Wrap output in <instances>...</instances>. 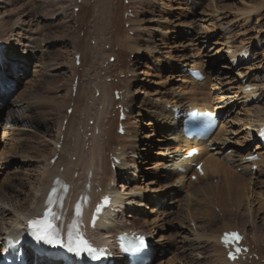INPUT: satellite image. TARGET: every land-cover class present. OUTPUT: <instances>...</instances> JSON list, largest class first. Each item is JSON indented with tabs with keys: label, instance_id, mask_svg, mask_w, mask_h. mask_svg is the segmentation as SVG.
Wrapping results in <instances>:
<instances>
[{
	"label": "rangeland",
	"instance_id": "obj_1",
	"mask_svg": "<svg viewBox=\"0 0 264 264\" xmlns=\"http://www.w3.org/2000/svg\"><path fill=\"white\" fill-rule=\"evenodd\" d=\"M75 1L77 0H13V4L8 5L6 9H1L3 7L0 8V22H9L10 27L8 29V27L2 26L0 29L3 30V32H10L14 36L19 33L21 35L22 33L21 26L17 23L19 14L29 10L35 18L39 17L34 25L33 18L30 17L28 13L23 14L24 17H28L32 20L31 22H33L32 29L35 31L34 34L38 36V38H36L37 42H35L36 48L33 46L34 44H31L29 50H27L26 48H23L24 43L22 45L18 44V47L15 43L16 46H14V48H18V50L15 48V51L26 53L28 57L23 58V60L19 59V55L16 58L13 57L15 65H18V76L15 83L12 84L13 88L9 91L11 93L8 94L5 99L6 103H3L2 109H0V163H2V165H0V226L3 227L11 225L14 218L13 214H16L12 208L14 202L20 200L16 199L17 195L20 194L22 197H26L30 192L35 193L34 182L37 180L36 177L38 178L37 175L39 174V164L38 161H36L39 159L37 158V152L40 146L38 143L40 136L44 135L43 127H41L38 120H35L33 123L31 122L32 127L28 126L29 128H27V130L25 129L24 123L19 126L11 124L13 129L17 127V131H24L23 133L17 132L14 135L10 134V131H8L9 129L5 124L10 115V117L13 118L12 120H19V114L16 110L18 103H16V101L21 100L28 102L34 109L26 111L33 112V116L38 119L43 120L48 114H50L49 110L53 107L55 97L70 92V82L73 76L71 69L75 62L74 55L79 53L82 49V41H79L75 48H73L75 42L74 46H72L71 43L68 44L66 42L77 36L80 40L84 37L88 38L90 42H93L95 39V34L93 33L96 31V28L92 25L94 19H88H91L92 21L90 25H84V22L82 21V18H86L90 15V8L87 6H89L90 3L95 2V4L97 3L95 5L96 13H99L103 7L106 8L107 11L106 19L111 21L112 18L108 6H101L99 4L100 0H87L88 2L83 6V9L81 7L82 1L78 0L79 4L76 3V6H74ZM134 1L135 0H115L114 6L117 13L116 18L119 23V25L116 26L121 29L122 32H120V34H124L125 36L127 34L133 35L135 29L130 30L131 24L125 21L130 15L134 17L133 13L138 9L139 16L143 20V26L146 28L139 29L140 25H135V21L138 20V17H136V19H130L129 21L133 22L132 25L135 26V28L138 26L136 28L137 32L139 31L143 33V35L137 38L128 36L126 42L121 41L122 44L119 46L115 42H107L105 40L102 42L101 38L104 35L100 34V32L97 33V39L99 42H102L101 47H105L107 53H102V56H99L98 60H96L93 66H91V60L90 62L87 61L89 59L90 47L86 44V46H84V58L87 64L81 66L80 64L75 63L77 67L81 68L80 74H84V76L89 74L88 77L93 76L97 81L102 80L114 83L119 82V78L129 84L132 83L131 78L137 79L135 80V84L132 83V92L135 93L137 97L133 104L134 109L132 110V115H129L130 117L128 116L129 119H127L126 124L129 125V128L133 133H136L137 128L145 126L142 128L140 134V136L142 135V137H144L149 133L147 132V127L151 128L146 124L150 123L152 119L149 115L147 116V114L144 116L137 115L143 105L142 97L149 96L152 98L157 97L158 95L162 97L166 90L175 89L176 87L177 89L181 88L184 83L181 81L182 78L179 73L187 72L190 66H184V62L176 60L178 58L182 60L184 57H190L188 54H193L194 56L197 55V57L201 56V58L207 62V68L211 70L212 75L215 76L216 83L220 79V81L224 83V86H230L233 90L232 94L231 92H226L225 96L227 95L230 97L223 101L225 112H229V110L232 111L231 120L233 119V122L236 124H233L232 128H234V131L230 134L232 139L226 142V145L228 146L226 152L236 154L238 150L243 147L245 148L244 145L251 137L245 139L246 132L242 131V133H239V130L245 128V126H243V120L248 118V116L251 118L255 117V115L261 116L264 114V8H258L264 0H187L185 3L183 2L184 4H181L182 1L180 0H144L142 1L144 6L141 5V7H138L140 3L134 6ZM102 2L104 1L102 0ZM83 11H86L84 15H82ZM147 18H151L154 21ZM10 23H12V25H10ZM18 30H20L19 33ZM163 33L165 35H163ZM20 35L13 40L9 38L12 46L13 41L20 43ZM193 36H196V39L193 38ZM128 38H133L134 42L132 44L127 43ZM43 39L50 40L51 43L46 46H41ZM199 39L201 40L197 43L196 41ZM148 44H150L151 48ZM231 45H235V47L232 48ZM242 45L247 47L244 48V52L240 51L241 53H237L238 55L233 54L234 50H238V47ZM20 46H22V49H19ZM33 47L35 49H31ZM99 49L101 50V48ZM111 52H114V54H111ZM169 55L176 58H173L172 61L175 67L180 68V72L176 69V73H170L171 68L168 65H165L169 60ZM10 58L7 57V63ZM112 61H117L113 62L116 63L117 66L108 68L109 63ZM154 61H157V63H154ZM120 69L122 71H120V74L118 75ZM69 70H71V74ZM65 71L67 73H65ZM62 72L63 74L60 75ZM148 73L150 74L148 75ZM108 74L111 76H106ZM242 75H244V77L249 76L250 82L257 85L256 88H253L255 94L260 93L261 95H255L253 100H249L248 103L246 102L247 98L242 96L243 94L241 96L234 94V92L238 93V78ZM143 78H146L147 82L142 81L143 83H140V80ZM76 80L77 76L74 78V82H76ZM140 85L141 87L147 86L146 88L140 89L142 92L145 91L146 94H137V92L140 91ZM218 85L222 86V84ZM214 86L215 85L212 86L213 89H215ZM248 91H251V89ZM74 94L75 91L73 92V95ZM99 94L100 91H97L95 96L98 97ZM217 94H219V92L216 93V97ZM189 95L190 94H185V106L191 102ZM197 97L194 95V98L201 101L202 96L197 95ZM93 100L96 102L95 99ZM89 101H91V99ZM84 102H86V100ZM98 105H95L96 109H93L91 115L87 118L85 115L83 116L82 111L79 110L76 112L77 116L78 114H82L92 126L88 129V134L91 132L95 124L94 121L97 117V111H100V105ZM117 108V105L111 106L112 110H117ZM73 111L74 109L72 112ZM109 116H111L113 121V130L112 134L108 135L104 133L106 127L103 126V144L109 155L111 154L113 157H118L116 151L120 140L124 139L125 136H128L129 132L125 131L124 134L119 133L118 127L116 128L117 113L115 111H112ZM83 117L81 118L83 119ZM73 119H75L74 122H76L77 117L75 116ZM137 120H141V122L144 123H141V125ZM64 124H66V120L64 121ZM150 130L152 129H149L148 131ZM95 132H98V129H96ZM217 132L218 131H216V133ZM216 133L212 134V136ZM170 137L171 135L167 136L165 134H159L156 137L153 135V137L149 139H144V144L155 138H160L157 141L152 142L153 146L150 147L152 150L149 152L148 164L152 166L156 164L152 177H154L156 173L164 174L165 176L161 178V182L163 184L171 185L170 195L164 197V200L160 205H166L168 203L165 209L168 206L172 208L176 206V210H174V213L171 214V216L162 217L157 223L156 220L152 219L153 215L147 211L148 209L146 206H150V202H148L149 195H147L142 202L125 203L123 209H121L124 213V218L132 219L133 215L139 214L138 216L141 217L140 214H144L146 219H148L150 226H156L157 224L159 226H157L158 228L154 227V232L156 231L155 233H158L155 235V239L163 236L166 240L168 239L167 242L176 247L178 245L181 247L183 246L182 249H179V251H182L183 253L186 249H189L188 244L191 245V241H194V235L186 229L180 230L179 226H177L180 221H184L185 225L189 226L193 231H195L196 226H199L200 224L202 230H207L211 233L224 226L226 227L227 225L238 224L241 226V224L244 223L248 226V238L250 240L253 238L252 231L254 233L257 232L256 237L259 236V239H264V177L260 179H251L253 176L245 173V169L242 170V166L234 167L233 173L237 177L241 175V177H238V182L243 183L239 187L238 193L227 196L226 199H224L225 203L222 197L209 203V196H207V193H204L205 195H202V202L206 203L205 207L209 208L210 212H208V214L205 213L202 216L197 207L190 210L183 205L187 191L191 188L189 186V180H191V175L194 173V164L192 163V171L185 178L184 188L178 185L177 182L173 183V180L177 178V176H174V174H176L174 171H177V167L169 164L159 166L160 162H164V158L161 155L162 152L167 149L168 145L171 143L172 146H176L174 139H169ZM86 138L87 137L84 138L85 140H83L82 144H84L85 148H88L89 141ZM116 141L118 143H116ZM258 141V137L254 135V140L249 142L251 148L254 144H257ZM140 144L141 143H138V146L143 148V143L142 145ZM184 152L187 153V150ZM130 156L135 159H140L138 161L146 159V157L144 158L141 154L135 155L131 152ZM221 157L223 158V154ZM146 166L147 165L142 167L141 164H138L136 167L130 166L129 168L127 167L119 170L116 173L118 177H116L115 183L118 189L128 195L135 189L139 190V187L145 188V182L149 181L151 176L148 175L150 170L145 169ZM80 167L81 166L78 165L76 167L77 170ZM253 168L255 172L258 170L255 166H253ZM179 170L183 171L180 167ZM166 172H170L173 177L167 178ZM74 176H77V172L74 173ZM214 179L215 184H221L224 186V181L222 180L224 179V176H218ZM251 180H253L254 183H251ZM161 182L160 184H162ZM96 190H101V187L96 188ZM11 194L16 195L12 197ZM7 196H9L8 198H12H10L11 201L5 203L2 201V198ZM14 199L16 200L14 201ZM200 199L201 198H199V200ZM18 202L20 201H16L15 203L19 204ZM239 202L241 203L240 207L238 206ZM157 206L159 205H155L156 208ZM217 207L220 209L226 208L228 212L233 213V217L234 215H236V217L226 221L221 211L216 209ZM244 212H246V215ZM195 214H197L199 218L198 220L195 219V221H192V216ZM245 218H247V220ZM250 218L253 219L251 220ZM241 221L243 222L241 223ZM13 223L16 222L14 221ZM256 227H258V229ZM17 228H20L19 225H17ZM188 238L190 240L186 241ZM167 242L165 244L166 247H160V245L156 243L153 253L155 264H177L179 262L190 261L191 256L188 254L189 257H186L185 259L177 258L176 255L170 254L168 248L169 243ZM254 245L256 251L259 254L262 253V255H264V244L261 240H258ZM212 247V243H210L207 248L213 252L214 248ZM190 248L194 247L190 246ZM189 252L192 253V257L195 260L200 261V263L211 264L208 260H205V258L203 259V254H200L201 256L199 257L198 249H193ZM259 261V259H254L248 263L259 264Z\"/></svg>",
	"mask_w": 264,
	"mask_h": 264
},
{
	"label": "bare ground",
	"instance_id": "obj_2",
	"mask_svg": "<svg viewBox=\"0 0 264 264\" xmlns=\"http://www.w3.org/2000/svg\"><path fill=\"white\" fill-rule=\"evenodd\" d=\"M103 1L104 2L100 0L99 4L101 6L102 5L108 6V9L110 10V14L112 15L111 21H108L106 19L107 17L106 8L102 7V10L99 13H96L95 5L97 3L95 4V2L90 3L89 6H87L88 8H90V15L88 17L82 18V15H84L86 11H83L81 15L84 25H90V23L92 22L91 19L92 18L94 19L93 24H92L96 28V31L93 33L95 34L94 41L90 42L88 38H85V37L80 40L78 39V36H77L69 40L68 42H66L68 44L71 43L72 46H74V42H75V46L73 47L75 48L77 43L79 41H82V49L79 53H77L79 54V59L81 60V66H85L87 64L84 58V54H85L84 46H86V44L90 47L89 59L87 61L90 62L91 60L92 62L91 66H93L94 62L98 60L99 56H102V53H107V49L105 47H101L102 46L101 43L104 40L107 42H115L116 44L121 46L122 44L121 41L126 42V38L128 36L137 38L143 35V33L139 31L137 32L136 30V28L139 25H140L139 29L146 28L143 26V20L139 16L138 9H136V12L134 13L132 12L134 17L130 15L127 17L125 21L131 24L130 30L135 29V33L133 35L127 34L126 36L124 34L123 35L120 34V32L122 31L119 27L116 26V25H119V23L116 18L117 13L115 11V6H114L115 0H103ZM142 1L144 0H135L134 6H136L138 3H140L138 7H141V5L144 6L143 5L144 3L142 4ZM180 1H182L181 4H184L185 1L187 0H180ZM0 2L5 4L4 5L0 3V8L3 7L1 9H6L8 5L13 4V0H1ZM87 2H88L87 0H82V4H81L82 9H83V6L87 4ZM76 3L79 4L78 1H75L74 6H76L75 5ZM258 8H264L263 1ZM25 13H28V15L33 18L34 25L36 24L37 19H39V17L35 18L30 13L29 10L22 12V14H19L17 23L19 26H21L20 27L22 29L21 35L19 33L20 30H18L19 34L14 36L12 33L7 32V31L3 32V30L0 29V39L8 43V46L6 48V53H8L7 56L16 58L19 55L20 56L19 59H22V60L23 58L25 57L27 58L28 56L26 55V53L15 51L16 47L14 48V46L17 45L18 47L19 45H22L24 43L23 48H26L27 50H29L31 44L32 45L34 44L33 46L36 48L35 42H37L36 38H38V36L34 34L35 33L34 29H32V25H33V22H31L32 20H30L28 17H24L23 14ZM136 17H138L137 18L138 20L135 21V25H138V26L135 28V26L132 25L133 22H130L129 20L136 19ZM89 18L91 19L88 20ZM147 19H151V18H147ZM151 20L154 21L153 19ZM182 21H183V18H182ZM0 24H2L0 25V27L6 26L8 27V29L10 28L9 22L1 21ZM10 25H12V23H10ZM99 32L100 34L104 35V36L101 35L102 42H99L97 39L98 37L96 36L97 33ZM88 33H91V32H88ZM19 35L21 37V39L19 38L21 44L19 42L13 41V46H12L9 38L13 40L17 38ZM163 35L165 34L163 33ZM193 38L196 39V36H193ZM127 40H128L127 43H130V44L134 42L133 38H130V39L128 38ZM200 40L201 39H199L196 42L199 43ZM50 43H51L50 40L43 39L41 46H46ZM148 45L150 46V44ZM231 46L232 48L235 47V45H231ZM34 47L31 49H35ZM99 48H101V50ZM244 48H247V47H245L244 45L239 46L238 50H234L233 54L236 55L237 53L238 54L241 53L240 51H243ZM19 49H22V46H20ZM16 50H18V48H16ZM111 54H114V52H111ZM188 56L190 57H184V59L182 60L178 58L176 61L179 60V62H184L183 64L184 66L188 65L192 69L202 70V72L206 76V79L203 81H200L196 78L191 77L188 74V72H182V73H179V75L182 78L181 81L184 83L181 86V88L177 89L176 87L175 89H170L168 91L166 90V92L163 93L162 97H160V95H158L157 97H152V98L149 96H145L144 98L142 97L143 105L142 106L140 105L141 108H140V111L137 113V115L144 116L147 114V116L149 115L152 119L150 123L146 124L151 127V128L147 127V129L148 130L152 129V130L150 131L147 130V132L149 133H147L144 137H142V135L140 136V134H141L142 128L145 126H142L141 128H137L136 133L135 132L133 133V131L130 130L129 125L126 124L127 119H129L128 116L132 115V112H133L132 110L134 109L133 104L137 97V95L132 92L133 84H135V80L137 79H133L130 77L133 84L126 83L124 80L120 78H119V82L114 83V82H106L102 80L97 81L93 76L88 77L89 74L87 76H84V74L81 75L80 74L81 68L75 65V62L77 60V56L75 55H74L75 57L74 66L71 69L73 76L71 75L72 79L70 82V92L66 93L65 95L61 94L55 97V100L53 102V107L51 108V110H49L50 114H48L43 120L38 119L33 116V112H30V111L33 110L34 108H32V106H30L28 102L17 100L16 103H18V106L16 110L19 114L18 116L19 120L18 119L12 120L13 118H11L10 117L11 115H10L5 124L7 125V128L9 129L8 131H10V134L14 135L17 132L23 133L24 131V130L17 131L16 130L17 127L13 129L12 125L19 126L20 124L24 123L25 129L27 130V128L32 127L31 122L33 123L35 120H38L41 127H43L44 135L40 136L39 143H38L40 144L39 150L37 152L38 154L37 158L39 159L36 161H38V164H39L38 166L39 174L37 175L38 178L36 177L37 180L34 182L35 193L30 192L29 194H27L26 197H22V195L19 194L17 195L16 199H20V200L14 199V201L16 200L20 202H18L19 204L15 203L16 201L14 202L12 210H14L15 212L14 211L13 212L16 214L15 215L13 214L14 218L11 222V225L7 227L0 226V243L1 242L5 243V239L7 238L17 236L20 232V228L24 226V219L28 218L29 216L33 214L41 212L49 203L54 204L57 214H59L60 216L59 222L62 228L68 225V223L72 219L77 218L75 214V208H76V205L78 204L81 206H84L82 217L86 221V224H87L89 223L92 209L94 208L95 204L100 200V198L104 194L108 193L112 196V199H113L111 207L106 209L103 212V214L100 216V219L97 221L95 228L89 229L90 235L96 242H102L104 240L109 242L110 237L116 235L119 232L129 231V230H138L139 232H144L148 234L149 237L152 239V241H155V243H158L160 247H166L165 244L168 239L166 240V238L163 236H160L159 238L155 239V235L158 233H155L156 231L154 232V227L158 228L159 227L158 224L156 226L154 225L150 226L148 219H146V216L144 214H140L141 217H139L138 216L139 214H137V215H133L132 219H125L124 213L123 211H121L125 203L142 202L143 199L147 195H149L148 202H150V206L149 205L146 206V208L148 209L147 211H149L150 214L153 215L152 219L156 220L157 223L160 219H162V217L171 216V214H173L174 210H176L177 208L176 206H174L173 207L174 209H173L172 207L168 206L166 210L165 207L166 205H168V203L166 205L165 204L160 205L161 201L164 200V197L166 196L168 197L170 195L171 185L163 184L161 182L162 181L161 178L165 176L164 174L156 173L155 176L152 177L155 171L154 169H155L156 164L154 166L148 164L149 163L148 162L149 152L150 150H152V148L150 149V147L153 146L152 142H155L160 138L158 139L155 138L152 141L150 140L146 142L145 144H144V139H147V138L149 139L153 137V135H155V137L159 134H165L167 136L171 135L169 139H174L176 143V146H172L171 145L172 143H171L170 145H168L167 149H165L162 152L161 155L164 158L163 159L164 162L159 163V166L160 165L164 166L166 164H169V165H174L175 167L181 166L182 168L185 169L184 172H180L178 170L174 171V173H176L174 174V176H177V178L173 180V183L177 182L178 185L184 188L185 178L188 176L189 172L192 170L191 162H197V163L203 162V168L205 170V173L204 175H201V174H198L196 170H194V172L197 175V180L195 181L189 180V186L191 188L187 191V195L183 203V205H185L190 210L192 208L197 207L200 213L202 214V216L205 213L208 214V212H210V209L205 207L206 203L202 202V195H205L204 193H207V196H209V203L216 201L218 200V198H221V197L223 198V201H224V199H226L227 196L238 193V189L243 183L238 182V177H241V175L237 177L233 173L234 167L236 168L238 166H242L243 167L242 170L245 169V173L253 176L251 177V179L252 178L260 179L264 177V146H262V144L260 143H257L253 145L252 147L253 149H252L251 144H249L251 140L252 141L254 140V135H256L257 129L264 128V114L261 116L255 115V117H251V118H249L248 116V118L243 120V126H245V128L239 130V133H242V131H245L246 132L245 139H247L248 137L249 138L251 137V138L250 140L249 139L247 140V143L244 145L245 148L244 147L241 148L240 150L237 151L236 154L227 153L226 151H227L228 146L226 145V142L232 139V137H230V134H232L234 131V128H232L233 124L234 125L236 124L233 122V119L231 120L232 111L229 110V112H225V109L223 108L224 107L223 101L226 98L230 97L227 95L225 96L226 92L227 93L231 92L232 94L233 90L232 88H230V86L229 87L224 86L223 85L224 83L221 82L220 79L216 83L215 76L212 75L211 70L207 68V62L203 58H201V56L197 57V55L194 56L193 54H188ZM173 58L175 57L169 55L168 56L169 60L168 62L165 63V65H168L171 68L170 73L174 74L176 73V69L179 72L181 70L180 68L174 66L173 61H172ZM5 62L6 61L4 60V65L7 66L6 67L7 72L5 73L4 71L3 75H1L0 77L1 79L0 80V94L4 90L3 83L11 82V84H14L18 76L17 75L18 65L9 66V65H6ZM113 62H117V61L110 62L108 68H113L117 66L116 63H113ZM155 62L157 63V61H154V63ZM132 67H127V68H132ZM71 70H69L70 74H71ZM66 71L65 73L68 72ZM120 71L122 70L121 69L119 70L118 75L120 74ZM62 74L63 72L60 75ZM149 74L150 73H148V75ZM76 76L78 80H77V83L75 84L74 78ZM106 76H111V75L108 74ZM243 77L244 75L238 78V93L234 92V94H237L238 96L239 95L241 96L243 94L242 96H244V98H247L246 102L248 103V101L249 100L252 101L253 97H255V95H257L258 93L255 94L254 89L253 91H247L246 87L247 86L257 87V85L250 82L249 76L244 77V78ZM142 81L147 82L146 78H143L142 80H140V83ZM218 84H222V86ZM74 85H75V89H74ZM213 85H215L214 86L215 89L212 88ZM139 87H140L139 90L146 88L144 86L141 87V85ZM74 90H75V94L73 95ZM115 90H117L120 93V98L117 100L115 99V94H114ZM97 91H100V94L98 97L95 96V93ZM218 92L219 94H217V97H216V93ZM8 93L10 94L11 92H8ZM142 93H145V91L142 92V90H140L137 92V94H142ZM185 94H190L189 95L190 98L189 97L188 98L191 99L190 100L191 102L187 106H185L184 104ZM194 95H196V97L197 95H201L202 96L201 101L199 99L194 98ZM258 95L261 96L260 93ZM90 99L91 101H89ZM93 99H95L96 102H94ZM85 100L86 102H84ZM96 104L100 105V111L99 110L97 111V117L94 121L95 124L91 132L88 134V129L91 128L92 126L88 123L89 121L86 118L89 115H91V112L93 109H96L95 108ZM169 104H171L172 106H179L183 110H187V111H189L190 109L200 108L203 110L210 109L212 111L217 112L221 116V120H220L219 127L216 128L214 133H216V131L218 132L208 139L201 140L198 138L196 139L188 138L180 127L181 121H177L173 117V110L169 108L168 106ZM112 105L114 106L118 105L119 107L124 108L126 118L122 120V123L124 124L125 131L129 132L128 136H125L124 139L120 140L118 149L116 151L118 154V157H113L109 155L107 151L105 150V147L103 144V131H102L103 126L106 127L104 133L108 135L112 134L113 121H112L111 116H109V114L112 113V111H115L117 113L116 128L118 127L120 123V118H119L120 110L119 109L112 110L111 109ZM70 107H72V110L74 109V111L71 113H68L67 110ZM0 109H2L1 102H0ZM29 109L30 111L27 112L26 110H29ZM79 110L83 112V116L85 115L86 118L83 117L82 114H78L77 116L76 112H78ZM75 116L77 117L76 122H74L75 119H73ZM81 117H83V119ZM69 119H70V122H69ZM64 120H67L66 124H64ZM137 122L140 124L144 123V122H141V120H137ZM96 129H98V132H95ZM85 137H87L86 139L89 141L88 148H85L84 144H82L83 140H85L84 139ZM59 143H60V147L57 146ZM116 143L118 142L116 141ZM138 143H141L140 145H142L143 143L145 147L143 146V148L142 147L140 148L138 146ZM192 147L198 148V153L191 157H186L184 151L189 150ZM256 151L259 155V158L255 161L249 160L247 156L252 155L253 152H256ZM130 152L135 155L141 154L144 158L146 157V159L138 161L140 159L132 158L130 156ZM222 154H223V158L221 157ZM55 155H58V157L55 163L51 164L50 160ZM116 158L119 159L118 162H115ZM112 162L114 163V167L112 166ZM138 164H141L142 167L147 165L145 169L150 170V171L148 170L149 171L148 175H151V176L150 178L148 177L149 181L145 182V188L139 187V190L135 189L131 191V193L128 194L129 195L128 196L126 195L127 193H124L123 191L121 192L116 186L115 184L116 177H118L116 173L118 170H122L127 167L129 168L130 166L136 167ZM253 164L257 165L258 170L256 172H254L253 170V167H252ZM0 165H2V163H0ZM78 165L81 167L77 170L76 167ZM61 167H63L62 170H61ZM75 172H77V176H74ZM254 174H257V175H254ZM166 176L167 178L173 177L170 172H166ZM218 176L219 177L224 176V179H222L224 181V186H222L221 184L217 185L214 183V180H215L214 178ZM145 178L147 179L146 176ZM96 182H97V185H96ZM160 182L162 184H160ZM251 183H254L253 180H251ZM98 187H101V190H96V188ZM51 188H55L54 189L55 192L54 194L49 195V191ZM15 195L11 194L12 197ZM9 196L2 198V201L5 203L7 201L8 202L11 201L10 198L12 197L8 198ZM85 197H88L87 201L85 200ZM199 198L201 199L199 200ZM157 204L159 206H157L156 208L155 205ZM240 205L241 203L239 202L238 206L240 207ZM116 208H118L117 212L115 211L117 210ZM216 209L221 211L226 221H228L231 218L236 217V215H234L233 217V213L228 212L226 208L220 209L219 207H217ZM0 212H1V209H0ZM244 213L246 215V212ZM244 213H241V214H244ZM198 218H199L198 215L195 214L194 216H192L191 220L195 221V219L198 220ZM245 219L247 220V218ZM250 219L252 220L253 218H250ZM14 221L17 223V225H19L20 228H17L16 223H13ZM242 222L243 221H241V223ZM177 226H179L180 230L186 229L191 234L194 235L193 236L194 241H191V245L188 244L189 249L188 250L186 249L184 251L185 254L182 251H179V249L180 248L182 249L183 246L181 247L178 245L176 247L175 245L167 242L169 243L168 248H169L170 254L176 255L177 258H181V259H185L186 257H189L188 255L191 256L190 261L179 262L177 264H202L200 263V261H197L192 257L193 254L190 253L189 251L193 249L194 250L198 249L199 257L203 254L204 255L203 259L205 258V260H208L209 263L211 264H218V263L219 264H245L242 261H234V262L230 261L226 257V251L220 243V235L222 231H225V230L242 229L245 232L246 236H248L249 233H248L247 224L243 223L241 224V226L238 224L227 225L226 227L224 226L223 228L218 229L212 233L207 230H202V228L200 227V224L199 226H196L195 231L190 229L189 226L185 225L184 221H180ZM256 228L258 229V227ZM256 233L252 231V237L254 238L253 243L254 242L256 243L258 240H261V242L264 244V239L263 238L259 239L258 238L259 236L256 237ZM188 240L190 239L188 238L186 241ZM210 243H212V246H213L212 248H214L213 252L212 250H209V248H207ZM190 246L194 248H190ZM253 255H259L258 258L264 259V255H262V253L259 254L256 252V254H253ZM60 262H58V264H61ZM152 264H155V263L153 262Z\"/></svg>",
	"mask_w": 264,
	"mask_h": 264
},
{
	"label": "snow or ice",
	"instance_id": "obj_3",
	"mask_svg": "<svg viewBox=\"0 0 264 264\" xmlns=\"http://www.w3.org/2000/svg\"><path fill=\"white\" fill-rule=\"evenodd\" d=\"M50 215L51 213H45L43 220H32L29 222V227L32 229V235L38 241H43L46 244L53 246L59 244L60 246H65L61 244L59 231L49 222ZM230 236L236 240L239 239L238 234L236 233L225 234L222 238V243H224L225 246L229 245ZM140 243H144L143 239L140 240ZM66 247L68 251L74 252L77 255L82 252H87L93 259L98 257L102 258L103 256V250L92 249L81 237L77 236L74 239L71 233H69V242Z\"/></svg>",
	"mask_w": 264,
	"mask_h": 264
}]
</instances>
